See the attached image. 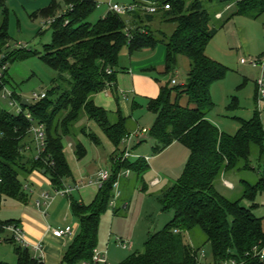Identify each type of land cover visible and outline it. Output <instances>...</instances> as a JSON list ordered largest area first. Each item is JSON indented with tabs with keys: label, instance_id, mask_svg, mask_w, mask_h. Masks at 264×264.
Masks as SVG:
<instances>
[{
	"label": "trees",
	"instance_id": "1",
	"mask_svg": "<svg viewBox=\"0 0 264 264\" xmlns=\"http://www.w3.org/2000/svg\"><path fill=\"white\" fill-rule=\"evenodd\" d=\"M156 1L161 7L170 5V10L160 9L152 15L139 10L128 17L110 11L92 24L88 20L98 9L95 1L63 0L73 9L55 18L62 5L53 0L48 7L32 15L33 18H55L51 25L52 43L44 46L40 54L26 49L9 51L10 10L7 0H0V57L6 56L2 61L12 64L39 56L57 74L45 99L31 103L30 108L24 106L32 120L24 113L17 115L0 106V210L6 199L29 204L31 192L25 189L29 185L24 186L22 179H29L35 172L48 177L55 191L65 189L67 181L73 179L64 153L65 138H77L80 133L95 145L101 144L94 133L78 127L85 118L96 123L117 153L120 152L123 139L131 133L130 118L120 109L115 122L112 121L110 113L97 106L93 97L108 85L116 84V70L124 48L128 47L132 56L165 45L167 58L163 75H174L181 57L189 60L190 70L184 85L173 84L174 79L165 84L157 79L160 94L148 100L149 112L156 115L150 137L157 142L159 151L179 143L189 150L190 157L182 177L163 194V208L173 212V219L163 230L150 234L143 252L129 256L122 264H201L202 247L187 241L193 240L195 231L204 236L203 245H211L214 264L229 260L238 264H264L253 257L255 247H264V218L254 213L258 208L257 197L264 194V123L258 112L249 121L238 119L240 128L235 135L220 132L211 123L209 116L215 109L211 89L226 78L229 69L207 55L211 41L235 17L257 20L263 16L264 0H207L213 5H223L226 10L230 7L220 19H217L219 8L208 10L206 0H135V3ZM128 18L132 20V27ZM158 20L162 25L175 26L174 31L170 35L155 32L152 24ZM8 76L7 70L4 85L10 88ZM3 88L0 85V93ZM12 90L22 102L19 94ZM184 97L188 99L187 106L181 105ZM234 103L231 109L237 105L236 99ZM34 125L45 128V147L40 155L31 133ZM123 154L121 152L119 160L112 165L111 177L99 189L91 205L81 203L74 192L63 197L70 202L79 230L66 248L61 264H93L101 215L115 198L112 192L119 175L124 170L138 176L146 173L148 161L141 158L123 162ZM255 154L256 167L252 164ZM86 155L83 144L76 142L77 159L81 161ZM256 170L261 176L255 184L240 180V199L233 201L219 192L217 184L225 175L239 176L241 172ZM118 199L115 214L120 211ZM243 201H248L250 207H243ZM0 222L20 224L16 219ZM5 241L14 243L9 239ZM16 254V264H40L30 250L18 247Z\"/></svg>",
	"mask_w": 264,
	"mask_h": 264
},
{
	"label": "rangeland",
	"instance_id": "2",
	"mask_svg": "<svg viewBox=\"0 0 264 264\" xmlns=\"http://www.w3.org/2000/svg\"><path fill=\"white\" fill-rule=\"evenodd\" d=\"M128 2L129 3L127 4L120 5L128 6L134 3L132 0H128ZM48 4H50L49 0H7V6L10 10L9 34L11 39L9 42V51L26 49L27 51L38 52L41 54L44 46L52 43V24H49L46 21L61 16L65 11L63 10V7L55 18L32 17L35 11L39 8H44ZM205 7L210 11H212L213 8H219L220 11H225L227 13L228 10H226L223 5H213L210 2H207V0L205 1ZM104 9L106 8H103V10ZM100 14L101 11L97 9L88 22L95 24L98 22ZM244 18L248 21V35L250 34L252 45H249L246 50L243 46L235 47L234 54L230 57H221L222 54L218 56L213 53L216 59L223 60V63L225 62V66L229 69V72L226 78L221 82L219 92L214 96L213 102L215 104V109L211 113V119L216 125L218 124L219 127H217L222 132L231 135L236 134L240 128L238 119L249 121L257 112L260 114L264 123V96L258 97L257 85L258 79L262 77V68L260 66L257 68L253 67L250 63H241L242 60L248 62L257 60L264 63V47L262 46V44H264V15L257 20L247 17ZM239 21L242 20H237L236 23H239ZM254 21H257V23L255 24ZM152 28L155 32H158V34L160 30H167L172 33L175 26L167 25L163 28L158 20L155 24H152ZM261 28H263V34L260 32ZM157 37L159 38L160 36L157 35ZM210 45H212V43H210ZM221 45L223 46L224 43ZM210 47H208L207 50H209ZM160 49L163 48L159 46L154 51H140L131 56L128 47L124 48L119 57V63L116 70L117 73H121L123 68H129L128 66L131 59L141 57V59L145 61L151 54H155L156 51H159ZM7 50L8 48L6 49L5 54L8 52ZM250 50L254 51L251 53L252 55L248 53ZM258 53L261 54L257 55ZM4 56L5 55H2L1 58H6V56ZM1 58L0 62H2ZM8 75L11 84L10 89H14L21 99L33 103L34 94L49 91L52 87V80L57 74L43 63L39 56H32L26 60L12 64L8 63ZM149 75L154 81L160 79L164 84L175 79L178 82V85L186 82L188 77V73L183 64L178 65L174 75H159L157 71H153V73L151 72ZM110 87L111 85H108L104 91L110 93L109 91L112 89L113 92L116 93L114 85L111 88ZM118 92L120 99H122V103L126 105L127 110L126 113L123 114L124 116L128 115V118H130L131 127L132 124H136V129L139 132H142L144 129L148 131V134L144 136L145 141L141 146L135 150L138 142L134 139L131 142L130 150L132 149L134 155H137L140 158H148L149 165L146 173L141 176L131 172L130 177L126 178L124 177L126 170L121 172L122 179L128 186L127 190H124L123 193L121 192V188L119 189L121 194H123L121 203L124 202V199L127 200L129 202V208L127 210L121 208L118 214H115V208L110 205L113 201V199H111L108 209L101 215L97 250L101 253H107L109 264H122L129 256L143 252L145 243L148 241L150 234L163 230L173 219V212L166 211L163 208V194L168 187L175 184L182 177L190 157L189 150L181 144H176L165 150L159 151L157 142L150 137V131L156 122V115L149 112L148 100L137 98L134 108L133 101L135 93L133 88H123L120 86ZM235 99L237 105L231 109L230 105L234 103ZM0 106L8 112H15L9 106L8 100L3 98L2 92L0 93ZM121 110L123 112L122 108ZM91 125L92 129L90 131L87 123L80 128H87V131L89 132H97L98 127H96L94 123ZM136 129L131 132H134ZM78 136H81V138L83 137V143H85L84 145H86L87 148L86 157L81 161L77 159L75 156V147L72 149L71 145H76L78 140L72 136L65 138L64 140L66 158L67 160L68 158L73 159L70 162V168L77 167L75 171L72 170L78 174H82V178L86 179L85 182L88 184L87 187H90L88 190H92V192L96 194L94 198L95 200L99 188L94 185L89 186V183L94 181L100 172L109 171L110 175H112V165L119 160L121 152H124L127 146L121 145L120 152L116 153L112 158L113 162L109 157L97 159L94 155L90 140L83 134L78 133ZM101 153L104 152L102 151ZM256 157L255 154L252 158V164L255 167L257 166ZM130 160L132 162L136 161L135 159ZM260 176L259 171L256 170L241 172L238 178L240 180L244 179L250 184H255L260 179ZM41 177L44 179V187L42 188V191H40L41 194H39L38 197H33L30 193L31 200L29 205L6 199L0 210V220L6 221L11 220L12 218H19L21 213H27L30 209H33V212H37V215H40V218L43 219L42 221L46 226H49L52 229H57L59 226L61 228L66 225L64 219L72 217V214H69L67 208L59 213L60 210L57 212L58 206H52L48 209V215L45 217L43 215L45 206L38 207V201H43L41 198L43 192H49L50 194L55 192V189L50 185L48 177ZM22 180L24 186L29 185L31 188H38V183L35 181L34 177L30 176L29 179ZM155 181L158 183L152 184ZM223 182L224 178L222 177L217 184L220 191L233 201L240 199L242 194L240 184L236 185L234 191H227L222 186ZM35 193L36 192L34 191V194ZM112 193L113 195H116L117 189L115 187ZM73 195L78 197L77 194ZM94 200L88 205H91ZM256 204L258 205V208L254 213L256 216L264 218V194L257 197ZM242 206L248 208L250 207V203L248 201H243ZM6 238H8V234L1 235L0 263L16 264V250L19 246L15 243L5 241ZM192 238L193 240H191V238L187 240L190 245L202 247L199 253L200 261L203 264H212L214 262V257L211 245H203L205 238L199 231H195ZM118 240L131 242L133 248L131 250L123 249L118 243ZM31 254L32 256H35L33 251H31Z\"/></svg>",
	"mask_w": 264,
	"mask_h": 264
},
{
	"label": "crops",
	"instance_id": "3",
	"mask_svg": "<svg viewBox=\"0 0 264 264\" xmlns=\"http://www.w3.org/2000/svg\"><path fill=\"white\" fill-rule=\"evenodd\" d=\"M52 1L53 0H49L50 3ZM56 1L61 3L63 10H66L72 6V5L66 6L64 4L63 0H56ZM92 1H95L98 4V10L101 11L99 19L102 17H105L110 12V8H109L110 4H127V3H129L128 0H92ZM133 1L135 2V0H132V2ZM49 5L50 4H48L44 8L48 7ZM44 8H39L37 11L42 10ZM103 8H106V9L103 10ZM37 11H35V12H37ZM218 13L219 14L222 13V15H224L226 12L225 11H219ZM243 18L244 17H242V16L235 17L233 20H231L228 24H226L225 27L222 28L217 33L214 40H212V42H211L212 43V45H210L211 47L209 46L210 48H209V50H207L208 57H210L211 59L222 64L223 60L216 59V57L214 56L213 53H215L218 56H220L222 54L221 57H230V56H233V54H234L233 52H234L235 47L243 46V47H245V50H246V48L249 45H252L250 34L248 35V33H249L248 21H246V18H244V19ZM217 19H220V18H217ZM237 20H242V21H239V23H236ZM128 22H129L130 26L132 27L131 18H128ZM254 22H255V24L257 23V21H254ZM161 26L164 28V26H167V25L161 24ZM168 26H170V24ZM171 26H173V25H171ZM162 31H165V30H162ZM260 32L263 34V28L260 29ZM165 33L167 35L171 34L170 31L168 32L167 30L165 31ZM222 43H224L223 46L221 45ZM160 46L163 49H160L159 51L157 50L155 54H151L147 58V60L144 61L143 59H141V57H136L134 59H131L129 66H128L129 68H123L121 73H119V72L117 73V81H116V84L114 85V89H115L116 93H114L113 90L110 89V91L108 90L110 93L103 91V92H101V93H99L93 97V100L97 106L105 109L106 111H108L110 113L112 121L115 120L118 110H120L122 108L123 113H126V110H127L126 105L124 103H122V99H120V97H119L120 90L118 92V88L120 86L123 88L124 87L133 88L134 93H135V97H134V101H133L134 108L136 105L137 98H143L145 100H150V99H155L159 96L160 85L157 82V80L154 81L150 77L149 73H151V72H148V71L150 69H154V72L157 71L159 75H163L165 72L167 49H166L165 45H160ZM262 46L264 47V44H262ZM252 52H254V51L250 50V52H248V53L251 54ZM259 54H261V53H258L257 55H259ZM180 64H183L184 68L186 69V71L188 73L190 70L189 60L186 57H181L179 59V65ZM223 65H225V62L223 63ZM174 81H176V80L174 79ZM221 82H218V83L213 85V87L211 89L212 99H214L215 94H217L219 92V86H220ZM185 83L186 82H184L181 85H184ZM176 84H178L177 81H176ZM187 104H188V99H187V97H184L181 100V105L187 106ZM125 117H128V115H125ZM113 118H114V120H113ZM209 120L216 127L218 126V124L216 125L213 122V120L211 119V114L209 116ZM85 123L88 124V126H89L88 128H90L89 129V131H90L92 129L91 124H93L94 122L88 121L85 118L79 123L78 127L80 128V127L84 126ZM94 124L96 125V127H98V130H97V132H93V131H91V132L94 133L98 137V139L101 143L100 145H95L93 142L90 141L91 146H92L93 151H94V155L97 159H104L105 157H109L112 160V158L117 153L116 148L109 141V139L104 134L102 129L96 123H94ZM136 128H137L136 124L135 125L132 124L131 131L136 129ZM220 132H222V131L220 130ZM223 133H225V132H223ZM229 135H231V134H229ZM77 140H78L77 142H80L81 144H83V146L85 147V149L87 151L86 145H84L85 143H83V137L81 138V136H78ZM176 144H179V143H174L173 145H176ZM71 146H72L71 148L74 149L75 145H71ZM140 146H141V144L139 146H137L135 148V150H137ZM101 149L104 153H101L102 152ZM65 150H66V148H65ZM65 150H64V153H65ZM65 156H66V153H65ZM72 160L73 159L68 158L69 165H70V162ZM81 165H82V163H81ZM72 169L75 171L77 169V167L72 168ZM73 170H72L73 179L72 180L69 179L67 181L68 185H71V184L76 185L79 183H82L83 185H85L86 179L82 178V174H80V173L78 174L77 172H74ZM41 176L46 178V176H44V174H41L38 172H35L32 175V177H34L35 181L38 183V188H31L29 186L30 187L29 190H30L33 197H38L39 194H41L40 191H42V188L44 187V184H43L44 179H42ZM129 177H126V178H129ZM224 181H228L229 183H231L233 185V189H229L224 185V182H223L222 186L227 191H232V190L234 191L236 188V185L240 184V179L236 175H225ZM88 188H90V187L84 186L81 190L75 191L73 193V194H77V196H78L77 198L81 201V203H83L85 205L90 204L96 196V194L93 193L92 190H88ZM120 188H121L122 193L124 190H127V188H128V186L126 185L125 181H123V179L120 181ZM218 190H219V192H221L219 188H218ZM34 191L36 192L35 194H34ZM46 193H48L51 196L49 208H51L52 206H58L57 212L60 210L59 213H61V211L65 210L67 208L69 211V214L71 215L70 202L68 199L56 196L55 192L52 193L53 196L49 192H46ZM222 194L225 195L224 193H222ZM122 197H123V194H121V196L119 197L120 199H118V201H117V208L118 207H119V209L125 208V210H127L129 208V202L124 199V202L121 203ZM43 204H44V202H43ZM27 210H29V209H27ZM66 217H67V215H66ZM73 218L74 217L72 216L70 218L67 217V219H64V222H66V225L62 226L61 229H64L65 227H72L73 230L75 231V235H77L78 230H79V224L76 221V219L74 218V220H73ZM12 219H16V220L20 221L19 225L21 226V228L25 232L26 237L31 242L42 241L44 243L45 264H61L62 263L63 254H64L66 248L68 247V245L70 244V242L72 241L71 239L55 238L52 235L51 231L49 230L51 227L46 226V224L42 221L43 219L40 218V215H37V212H33V209H30L29 212H27V213H21V216L19 218H12ZM59 228H60V226H59Z\"/></svg>",
	"mask_w": 264,
	"mask_h": 264
},
{
	"label": "built area",
	"instance_id": "4",
	"mask_svg": "<svg viewBox=\"0 0 264 264\" xmlns=\"http://www.w3.org/2000/svg\"><path fill=\"white\" fill-rule=\"evenodd\" d=\"M110 11L122 16V17H128L130 14L136 12V11H141V13L144 14H156L160 9L164 10H170V5H166L164 7H161L159 3L156 2H141L140 4L138 3H133L128 6H122L120 4H110L109 5ZM230 7H228L229 9ZM72 6L64 13H67L68 11H72ZM222 14L217 15V18H221ZM55 19H48L46 22L47 23H53ZM128 30V29H127ZM129 32V30H128ZM130 33V32H129ZM1 58V57H0ZM2 60L4 58H1ZM242 64H247L250 63L253 67H261L262 69V77L258 79L257 85L259 88L260 96H264V63H261L257 60H252L250 62L246 60L241 61ZM8 70V63H5L4 61L0 62V85L4 86L3 88V98L8 100L9 106L15 111L17 115L24 113L26 117L29 120H32L31 114L27 111L24 110V106L21 101H18L15 97V92L11 90L9 87H6L4 85V79L6 76V72ZM108 73L110 74L111 71L109 70ZM173 84H176V81H173ZM47 96V92H43L40 94H34L33 100L34 102H38L40 100L45 99ZM31 133L34 139L35 147L40 155V153L44 150L45 147V128L43 125H34L31 129ZM148 134V131L144 129L142 132H139L137 129L134 132H131L127 137H125L122 141V146H127L123 157L122 161L130 160V159H141L137 155H134L132 152V149L130 150V145L131 142L135 139L138 143L144 139V136ZM146 161H148V158H144ZM131 175V172L127 170L124 174V177H129ZM111 177L109 171H103L100 172L96 179L94 181H91L89 183L90 185L97 186L99 189L102 188L104 183L109 180ZM122 178L121 174L119 175V179L116 181L114 184V187L117 189V193L115 195L114 200L111 202V206L115 207L116 205V200L120 197V179ZM158 182L155 181L152 184H157ZM224 185L229 188L233 189V185L229 183L228 181H224ZM84 186H88V184L83 185L82 183L76 184L75 187H71L67 185L65 189L60 190V191H55L56 196L60 197H66L70 195L71 193L81 190ZM26 190H29V187H25ZM41 198L43 201H38L37 205L38 207L45 206V210L43 212V215L46 217L48 215V209L50 206V201H51V196L48 193H43L41 195ZM44 202V204H43ZM52 233V235L55 238L59 239H71L73 240L75 238V231L73 230L72 227H66L64 229L58 228V229H49ZM0 232L2 234H8L9 240H12L15 244H17L19 247L25 249V250H30L33 251L35 256L34 258L39 261L40 264H45V248H44V243L42 241L40 242H31L27 237L23 229L21 228L20 225L16 223H11V224H5L0 222ZM1 239V236H0ZM118 243L120 246L125 249V250H131L133 248V244L131 242L123 241V240H118ZM253 257L256 259H259L261 262H264V247L259 248L255 247L253 250ZM200 260V258H199ZM201 262V261H200ZM93 264H109L108 260V255L107 253H101L97 249L94 252L93 259H92ZM82 264H88V263H82ZM201 264H203L201 262ZM214 264V263H212ZM223 264H238L237 261L235 260H229L224 262Z\"/></svg>",
	"mask_w": 264,
	"mask_h": 264
},
{
	"label": "water",
	"instance_id": "5",
	"mask_svg": "<svg viewBox=\"0 0 264 264\" xmlns=\"http://www.w3.org/2000/svg\"><path fill=\"white\" fill-rule=\"evenodd\" d=\"M23 106L30 108L31 107V103H29L28 100H23L22 101ZM24 163H27V159H25Z\"/></svg>",
	"mask_w": 264,
	"mask_h": 264
}]
</instances>
